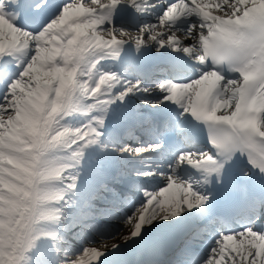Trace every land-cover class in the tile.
<instances>
[{"label": "snow or ice", "instance_id": "1", "mask_svg": "<svg viewBox=\"0 0 264 264\" xmlns=\"http://www.w3.org/2000/svg\"><path fill=\"white\" fill-rule=\"evenodd\" d=\"M0 264H264V0H0Z\"/></svg>", "mask_w": 264, "mask_h": 264}, {"label": "bare ground", "instance_id": "2", "mask_svg": "<svg viewBox=\"0 0 264 264\" xmlns=\"http://www.w3.org/2000/svg\"><path fill=\"white\" fill-rule=\"evenodd\" d=\"M108 243H111V241H108Z\"/></svg>", "mask_w": 264, "mask_h": 264}]
</instances>
